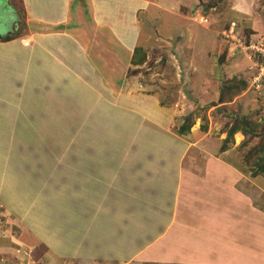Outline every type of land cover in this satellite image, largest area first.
Segmentation results:
<instances>
[{
	"label": "crops",
	"instance_id": "0c3cea01",
	"mask_svg": "<svg viewBox=\"0 0 264 264\" xmlns=\"http://www.w3.org/2000/svg\"><path fill=\"white\" fill-rule=\"evenodd\" d=\"M158 1L22 0L23 18L11 5L0 12V200L27 227L16 241L0 238V256L14 264H264V177H246L228 156L188 165L181 159L198 137L188 146L164 130L154 132L162 142L150 128L134 134L142 111L133 106L150 109V95L127 75L140 64L135 49L152 40L149 29L142 41V27L154 10L189 26L194 0ZM156 112L151 125L167 119ZM111 116L122 129L114 138L104 131ZM126 128L150 159L127 150ZM221 172L244 184H225ZM17 243L32 255L16 259Z\"/></svg>",
	"mask_w": 264,
	"mask_h": 264
},
{
	"label": "rangeland",
	"instance_id": "374dc122",
	"mask_svg": "<svg viewBox=\"0 0 264 264\" xmlns=\"http://www.w3.org/2000/svg\"><path fill=\"white\" fill-rule=\"evenodd\" d=\"M163 1L166 3L175 0ZM155 2L159 4L158 0ZM181 2L179 0V5ZM9 5L10 0H0V12L7 14L5 9ZM198 5L203 8H200L196 15L192 14ZM188 6L186 14L187 18H190L189 26H185L183 20H176L177 17L170 16L172 14L154 10L155 13H151L153 18L150 19V28L147 24L142 27V41H145L144 36L149 29L152 40L145 41V45L143 43L139 48L135 62L141 65L128 69L127 75L133 79L136 87L141 85L144 88L143 93L150 95V109L143 110L139 103L133 106V109L142 111L141 119L136 117L137 126L133 130L134 134H140L141 130L147 131L150 128L151 140L162 142L164 138L157 137L154 132L164 130L177 145L179 140L188 143L190 139L195 141L198 137L196 147H200L202 143L203 153L210 156L203 160L197 154L198 149L190 145L192 148L188 147L189 153L181 159L182 161L189 165L190 160L203 163L211 158L226 160L222 156L233 157L236 163L245 167L243 171L245 176L250 177L253 151L264 144V0H201V2L194 0ZM173 10L177 13L181 11H178V7ZM169 12L174 13L171 10ZM158 22L161 25H157ZM185 30L187 34H184ZM156 36L160 38L157 42L153 40ZM250 45L252 47H249ZM242 82L246 87H242ZM232 86H234L232 89L227 88ZM154 108H157L159 115L165 113L167 119L164 122L156 119L151 125L150 118L153 119L157 114ZM116 114L123 115L117 111ZM111 118L110 125L104 131L106 135L114 138L118 136L114 133L122 129L113 122L116 116ZM243 118L249 121L250 127H253L256 133L247 136L242 135L241 131L236 133L233 140L226 144V150L221 151L226 132L235 121ZM190 123H192L190 130L180 133V127ZM80 124L81 128L92 131L93 127L89 121H80ZM201 125L207 127L205 133L200 130ZM124 131L123 135L129 137V140H126L127 150L140 149L142 145L138 143L135 146L137 138H133L131 130L126 128ZM215 137L221 138L222 141L218 140L217 144ZM172 140L169 142L174 144ZM242 141H245V144H242ZM187 145L189 146V143ZM204 149H207V152ZM140 150L143 158L146 157L144 160L150 159V151ZM222 177H226L224 181L229 186L238 188L244 184L239 177L230 179L231 176L228 177L224 173ZM68 187L71 190L75 185L70 184ZM35 210L38 213L37 208ZM21 220L6 210L0 200L1 239L16 241L23 233L17 235L19 230L27 231ZM20 245V248L18 246L14 249L16 259L21 260L24 254L32 255L31 250L23 247V243ZM44 246L37 248L39 253H36L34 261H39ZM8 258L9 260L0 256V264L17 262Z\"/></svg>",
	"mask_w": 264,
	"mask_h": 264
},
{
	"label": "trees",
	"instance_id": "16d2710c",
	"mask_svg": "<svg viewBox=\"0 0 264 264\" xmlns=\"http://www.w3.org/2000/svg\"><path fill=\"white\" fill-rule=\"evenodd\" d=\"M10 5L18 12V14L21 16V18L24 17V5L22 0H10ZM10 36H7L4 38V40H9ZM248 43V42H247ZM245 42V44H247ZM138 52V49H135L134 51V56L133 60L135 62V56L136 53ZM242 87H246V84L244 82L241 83ZM232 87H227L229 89H232ZM192 126V123L190 124H184L180 127V133H184L190 130ZM201 131L206 132L207 127L204 125H201L200 127ZM242 132V135L247 136L248 134L254 135L256 132L253 130V127H250L249 121H246L245 118L239 119L233 123L231 128L226 132V137L223 139V143L221 146V151L226 150V144L229 143L230 141L233 140V137L236 133ZM242 144H245V141H242ZM254 156H253V162L250 165V173L252 177L261 175L264 177V144H262L259 148H256L254 151ZM248 159V158H247Z\"/></svg>",
	"mask_w": 264,
	"mask_h": 264
},
{
	"label": "built area",
	"instance_id": "2783aa9c",
	"mask_svg": "<svg viewBox=\"0 0 264 264\" xmlns=\"http://www.w3.org/2000/svg\"><path fill=\"white\" fill-rule=\"evenodd\" d=\"M25 45H27L28 44V42H26V43H24ZM249 47H252V45H250ZM261 70H262V67H261ZM254 84V83H253Z\"/></svg>",
	"mask_w": 264,
	"mask_h": 264
},
{
	"label": "clouds",
	"instance_id": "9594fccd",
	"mask_svg": "<svg viewBox=\"0 0 264 264\" xmlns=\"http://www.w3.org/2000/svg\"><path fill=\"white\" fill-rule=\"evenodd\" d=\"M24 256L28 257V255L24 254Z\"/></svg>",
	"mask_w": 264,
	"mask_h": 264
}]
</instances>
